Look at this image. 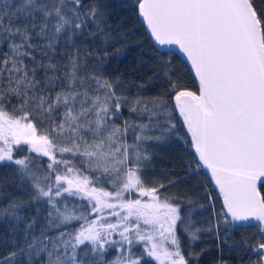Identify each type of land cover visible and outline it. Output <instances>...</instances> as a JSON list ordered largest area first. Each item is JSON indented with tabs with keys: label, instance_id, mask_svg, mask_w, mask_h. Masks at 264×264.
I'll use <instances>...</instances> for the list:
<instances>
[{
	"label": "snow or ice",
	"instance_id": "snow-or-ice-1",
	"mask_svg": "<svg viewBox=\"0 0 264 264\" xmlns=\"http://www.w3.org/2000/svg\"><path fill=\"white\" fill-rule=\"evenodd\" d=\"M185 137L192 192L148 175ZM0 168V264H264V0H0Z\"/></svg>",
	"mask_w": 264,
	"mask_h": 264
},
{
	"label": "trees",
	"instance_id": "trees-1",
	"mask_svg": "<svg viewBox=\"0 0 264 264\" xmlns=\"http://www.w3.org/2000/svg\"><path fill=\"white\" fill-rule=\"evenodd\" d=\"M128 24L131 25V21H128ZM141 31H143L142 27ZM136 40L138 42L143 41V35H138ZM149 55L150 53L146 51V45L144 48L136 47L134 50L130 49L124 56L113 59L110 67V74H123L126 78L136 79L140 82H143L140 80V75L136 72V70L142 65L147 67V65L150 64V61L148 60ZM169 58L173 61L175 67L182 69V74L184 76L183 83L188 88V90L197 91L198 85L191 71L188 70V65L184 63V61L177 54ZM146 78L147 77H144V79ZM160 92L161 89L153 88L149 92V95L155 96ZM125 114L127 115L126 112ZM186 139L187 137L178 141L173 140L167 144L155 147L153 149L154 156L152 162L155 166V171H149L148 175L154 178L158 177L166 183L168 174H172L176 179L183 181V183L178 186L177 190L192 192L193 188L199 187L198 181L208 184V180L205 176H201L192 180L185 177L184 169L182 167L183 164L185 162L191 163L194 160V156L192 155L193 149L189 144L185 143ZM5 176L10 177L11 170L7 168H0V179H3ZM208 187L210 191H213V200L216 202L217 209H219L222 201L216 198V190L210 184ZM8 191L15 192L14 188L12 187H9ZM203 195V190L197 191L194 196V200H196L198 203H203L206 209L208 202L206 200L199 199ZM208 215L210 214L205 210L204 218H206ZM255 231L256 229H249L245 235L250 236ZM236 240L239 241V235L236 236ZM202 243L208 245L211 252L209 255H206L202 258L201 264H214V261L217 258L223 259L227 262V264H237L239 257L231 240L222 244V251H217L216 244L210 237H205ZM247 259L248 258L245 255L244 260L247 261Z\"/></svg>",
	"mask_w": 264,
	"mask_h": 264
},
{
	"label": "water",
	"instance_id": "water-1",
	"mask_svg": "<svg viewBox=\"0 0 264 264\" xmlns=\"http://www.w3.org/2000/svg\"><path fill=\"white\" fill-rule=\"evenodd\" d=\"M176 54L184 61V57L182 56V54L181 53H179V52H176ZM192 73V72H191ZM192 75H193V73H192ZM194 77V76H193ZM196 81V80H195ZM196 83H197V85H198V82L196 81ZM210 175V174H209Z\"/></svg>",
	"mask_w": 264,
	"mask_h": 264
}]
</instances>
